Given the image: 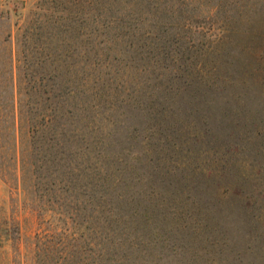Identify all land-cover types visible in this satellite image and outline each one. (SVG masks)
Listing matches in <instances>:
<instances>
[{"label": "rangeland", "instance_id": "rangeland-1", "mask_svg": "<svg viewBox=\"0 0 264 264\" xmlns=\"http://www.w3.org/2000/svg\"><path fill=\"white\" fill-rule=\"evenodd\" d=\"M234 1L0 0V264H198L206 205L264 216V131L212 143L180 97L264 83Z\"/></svg>", "mask_w": 264, "mask_h": 264}, {"label": "trees", "instance_id": "trees-1", "mask_svg": "<svg viewBox=\"0 0 264 264\" xmlns=\"http://www.w3.org/2000/svg\"><path fill=\"white\" fill-rule=\"evenodd\" d=\"M233 3L232 15L238 30L241 34L250 35L248 26L252 29V25L264 19V0H235ZM221 4H226V0H221ZM187 89L185 91L184 87L179 94L190 104L195 101L209 103L203 113L196 111L202 116V128L204 127L205 134L212 137V143L220 140L229 143L234 136L244 142L249 136L245 134L264 131V83L258 82L252 76L250 81L246 77L244 81L232 86L202 82L196 86L190 83ZM217 103L223 104L225 108L214 106ZM234 105L242 111L241 118L238 114L236 118L232 116L235 115ZM204 178L208 177L201 176L199 184L191 185V193L197 198L208 196L214 191L213 188L210 192L207 184L209 181ZM224 211L220 205H206V214L212 213L215 221L209 225L213 229L210 228L208 233L211 230L219 232L220 246L214 252L213 258H206L198 264H264V216L254 217L244 209L231 213L228 217L229 215H223Z\"/></svg>", "mask_w": 264, "mask_h": 264}]
</instances>
